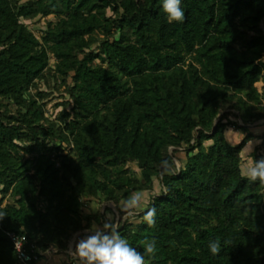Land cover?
Segmentation results:
<instances>
[{
    "label": "trees",
    "instance_id": "16d2710c",
    "mask_svg": "<svg viewBox=\"0 0 264 264\" xmlns=\"http://www.w3.org/2000/svg\"><path fill=\"white\" fill-rule=\"evenodd\" d=\"M162 5L0 0V264L17 263L7 232L66 252L106 219L85 214L87 202L124 215L157 178L163 193L117 227L141 253L155 241L146 264H264V186L240 175L254 138L253 162L264 157V134L249 132L264 121V0H181L182 23ZM51 15L63 19L40 38L25 23ZM228 128L247 135L233 146Z\"/></svg>",
    "mask_w": 264,
    "mask_h": 264
},
{
    "label": "clouds",
    "instance_id": "9594fccd",
    "mask_svg": "<svg viewBox=\"0 0 264 264\" xmlns=\"http://www.w3.org/2000/svg\"><path fill=\"white\" fill-rule=\"evenodd\" d=\"M163 11L167 15L169 23L184 22L185 12L181 8V0H163ZM165 171L169 170L167 161L162 162ZM240 175L251 183H259L264 186V157L256 159L240 169ZM145 196L142 191L132 192L124 201L122 211L126 216H132L144 210ZM156 209L150 208L144 214V221L148 226L155 224ZM7 216L5 211H0V221ZM85 235L79 238L69 256L73 264H146L145 256H154L156 251L155 241L145 242L144 252L131 246L127 239L122 237L116 225L110 220L104 222L103 227L95 224L85 230ZM229 242L225 241L227 245ZM210 253L214 256L222 251L219 238L208 245Z\"/></svg>",
    "mask_w": 264,
    "mask_h": 264
},
{
    "label": "rangeland",
    "instance_id": "374dc122",
    "mask_svg": "<svg viewBox=\"0 0 264 264\" xmlns=\"http://www.w3.org/2000/svg\"><path fill=\"white\" fill-rule=\"evenodd\" d=\"M62 19L63 18L57 17L55 15H51L47 18H38L34 21H26L25 23L27 24L28 28L38 38H40L42 33L47 29V24L49 22H51V21L55 22V21L62 20ZM53 62H54V60L52 59L51 64H53ZM42 88L44 90H46L47 86L43 85ZM61 101H62L61 96H59L58 93H55V95L49 101H47V103H46L47 116H51L52 118H55L59 114V112L62 110V107L58 106L57 104L60 103ZM256 127L257 126H253L252 129L250 128L249 132H251V130H254V128H256ZM245 135H247V132L245 130L236 131L232 128H228L225 131V137L227 138L229 143L233 146L238 145L242 141V139L244 138ZM206 145H208V143H206ZM250 151L251 150L248 148H245V150H243V152L241 154L242 157L244 158V163H243L242 167L253 162V159L251 157V153L246 155V152H250ZM178 156L182 161H184V154L183 153H179ZM175 163H176L177 169H179L181 164L177 160H175ZM129 168H130V170L135 172L138 177H140V171L138 170L136 165L132 164L129 166ZM143 193L145 196V207H144V210H145L150 205L154 196H158V195H161L163 193V186L161 183V178L155 179L154 188L152 191H145ZM123 203H124V201L122 202V204L120 206L121 210L123 207ZM86 204H87V206L84 209L85 214H90V213L95 214L97 212L104 213L106 219H104V220L100 219L99 221H96L94 223L96 226L101 227V228L103 227L104 222H106L108 220L113 222L116 225V227H118L120 224L125 222L128 218L131 220V222L136 223L138 221V218H136V217H137L138 213H140V212H138L132 216H126L125 214L121 215L113 203H105L104 204V203H98L96 201H91L89 203L87 202ZM82 233L77 234L75 236V238L73 239L70 246H74L75 239L77 240V239L81 238V236H83Z\"/></svg>",
    "mask_w": 264,
    "mask_h": 264
},
{
    "label": "built area",
    "instance_id": "2783aa9c",
    "mask_svg": "<svg viewBox=\"0 0 264 264\" xmlns=\"http://www.w3.org/2000/svg\"><path fill=\"white\" fill-rule=\"evenodd\" d=\"M6 234L10 242L12 243L17 256L16 264H38L41 260V258H39V255L43 256L50 252V250L44 253L37 251L36 246L29 242L26 235L16 232H7Z\"/></svg>",
    "mask_w": 264,
    "mask_h": 264
},
{
    "label": "crops",
    "instance_id": "0c3cea01",
    "mask_svg": "<svg viewBox=\"0 0 264 264\" xmlns=\"http://www.w3.org/2000/svg\"><path fill=\"white\" fill-rule=\"evenodd\" d=\"M263 85L264 84L262 82L258 83L257 84L258 89L261 90ZM254 126H257V127L254 128V130H251V132H253V134L255 136H259V135L264 134V121H261ZM260 143H261V140L258 138H254L253 140H251L245 147V148H248L251 150L250 152H246V155H248L249 153H252L254 151L255 147L258 146ZM245 148L243 150H245ZM243 160H244V158H243ZM82 234L85 235L86 234L85 231ZM77 240L75 239L74 246H75V243ZM74 246H70V249L66 252H59V251H51L50 250V252L43 255V257L41 258V260L38 264H73V261L71 260V257L69 256V251L71 249H73Z\"/></svg>",
    "mask_w": 264,
    "mask_h": 264
},
{
    "label": "water",
    "instance_id": "95a60500",
    "mask_svg": "<svg viewBox=\"0 0 264 264\" xmlns=\"http://www.w3.org/2000/svg\"><path fill=\"white\" fill-rule=\"evenodd\" d=\"M219 119L217 120L216 124L218 123Z\"/></svg>",
    "mask_w": 264,
    "mask_h": 264
}]
</instances>
